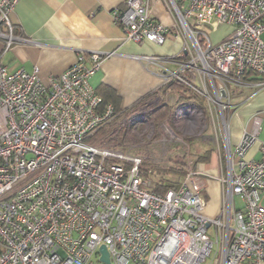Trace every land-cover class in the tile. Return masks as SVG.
<instances>
[{
	"label": "built area",
	"instance_id": "2783aa9c",
	"mask_svg": "<svg viewBox=\"0 0 264 264\" xmlns=\"http://www.w3.org/2000/svg\"><path fill=\"white\" fill-rule=\"evenodd\" d=\"M18 1L0 0V58L28 41L10 17ZM162 1L186 58L140 57L165 83L180 81L217 105L226 161L219 213L204 212L202 169L159 193L141 172L147 156L90 141L117 116L89 81L115 52H79L48 84L37 66L9 72L0 60V264H106L102 244L112 264H264L263 119L255 114L232 145L224 117L231 85L264 88V78H242L247 69L264 76V0ZM124 2L112 12L126 37L162 43L171 26L154 17L152 0ZM222 24L231 29L215 42ZM256 141L260 156L248 158Z\"/></svg>",
	"mask_w": 264,
	"mask_h": 264
},
{
	"label": "crops",
	"instance_id": "0c3cea01",
	"mask_svg": "<svg viewBox=\"0 0 264 264\" xmlns=\"http://www.w3.org/2000/svg\"><path fill=\"white\" fill-rule=\"evenodd\" d=\"M124 1L19 0L10 17L15 25V34L28 41L15 42L2 53L0 60L9 72L19 68L33 71L37 66L41 81L48 84L50 76L59 75L72 65L79 52L113 51L115 53L102 62L89 81L99 92L104 91V86L113 89L124 109L153 96L164 98L161 103L169 107L176 101L190 102L182 87H165L167 83L158 72L160 68L148 65L140 57L152 53L174 57L182 52L184 37L175 34L173 18L164 1L152 0L151 3L154 17L171 26L162 44L149 40L138 42L126 37L112 12L116 6L125 7ZM163 65L177 67L170 60H165ZM255 114H259L264 121V88L254 90L232 108L228 121L232 145L239 141L245 128L252 126ZM220 127L222 130L221 124ZM250 156L259 157L260 151L252 149ZM204 190L208 195L204 212L214 216L221 207L222 186L218 180L212 179Z\"/></svg>",
	"mask_w": 264,
	"mask_h": 264
},
{
	"label": "rangeland",
	"instance_id": "374dc122",
	"mask_svg": "<svg viewBox=\"0 0 264 264\" xmlns=\"http://www.w3.org/2000/svg\"><path fill=\"white\" fill-rule=\"evenodd\" d=\"M230 29L228 25H219L218 29L212 33L213 41H220L222 37L229 33ZM166 39L167 37L162 43H164ZM254 90V87H244L243 94L236 91L231 94L230 99L226 97L227 105L224 117L227 124L232 108L237 106L241 99L246 97V95L252 94ZM182 92L186 94L189 93L186 90H182ZM163 100L164 98H155L153 96L147 101H143L148 103L146 106L139 104L135 107L136 112H127L128 114L125 113L124 115L121 114L99 130L102 131L103 129H108L110 126L115 124H117V126L118 124L124 126L125 123H128L130 124L128 137L131 140L125 141L122 145L103 144L98 141L96 143L128 150L133 154H145L150 158L148 159L151 160L152 163L159 162L162 165L166 163L168 164L167 159L169 157L183 153L186 156L185 165L188 170H199L197 168H193V165L197 164L199 166L200 164L201 169L206 172L205 176H203L205 185L212 179L219 181L222 174L224 176L226 174V161L224 159V147L221 139V123L219 124V117L215 112L217 105L214 103H208L204 97L199 96L197 100L200 104H204L203 107L198 104L192 105L190 102L179 103V101H176L170 105L168 110L169 115L167 117L163 118L158 114L151 117L148 114L149 108L154 109L156 107H161V101ZM172 111L174 114L173 122L169 118ZM212 114H214L215 117L214 122L211 119ZM259 138H264V121L263 129ZM209 148H212L213 150L211 159L204 164L200 160L197 162L198 153H203ZM252 149L259 151V141L253 143L250 147L246 155L248 158L252 157L250 156V151ZM169 177L174 180L178 179L175 175L169 174ZM203 196L207 200V191H203ZM236 201L238 205H241V201L238 197L236 198ZM209 262L210 258H208L206 263Z\"/></svg>",
	"mask_w": 264,
	"mask_h": 264
},
{
	"label": "trees",
	"instance_id": "16d2710c",
	"mask_svg": "<svg viewBox=\"0 0 264 264\" xmlns=\"http://www.w3.org/2000/svg\"><path fill=\"white\" fill-rule=\"evenodd\" d=\"M179 57L181 58H186V54L185 53H181V55H179ZM242 78L244 80H260L263 79L264 76L260 75L258 72H255L253 70H245L244 74L242 75ZM182 87L183 90H187L189 91L188 95L186 96L188 98V100H190L191 103L193 104H198L201 105L203 107V103L200 104V102L197 100L199 96H201L199 93L195 92L193 89H191L190 87L186 86L184 83L177 81V80H171L169 82H167V85L165 87ZM231 90L233 93L240 92L243 93V88L244 87H240V86H235V85H231ZM99 92V91H98ZM103 98V102H113L115 109L117 111V116H120L121 114L124 115L125 113L128 114L127 112H136V106H138L139 104L146 106L148 103H145L143 101H145V98L138 102L137 105H134L130 108H126L124 109L121 105H120V100L117 96V94L115 93V91L113 89H111L108 86H104V91L99 92ZM149 106V105H148ZM168 110H169V106L167 104H162L161 107H156L154 109L149 108L148 114L152 117V116H156V114H158L159 116L167 117L168 114ZM117 116L114 118L116 119ZM174 114L173 111L170 113L169 118L172 120V122L174 121L173 119ZM112 122V121H111ZM105 126V125H104ZM103 126V127H104ZM102 128V127H101ZM100 128V129H101ZM99 129V130H100ZM98 130V131H99ZM129 130H130V124L125 123L124 126L121 124H115L113 126H110L108 129H103L102 131H97L94 135L93 138H91L90 141H92L93 143H96L97 141L103 144H124L125 141L127 140H131L128 137L129 134ZM97 144V143H96ZM100 144V145H103ZM212 148H209L207 150H205L203 153H198L199 155L197 156L198 160L197 162L200 160L201 162H203V164L207 161H209V159H211V154H212ZM135 154V153H134ZM139 155L142 156H146L145 154H141L139 153ZM213 157V156H212ZM147 158H144L142 164H141V172L143 174L144 177H146L149 180V187L150 189L159 192V193H165L168 189H174L177 188L180 184V182L183 180V178L186 176L187 172L189 171L186 168V156L185 154H176L174 156H171L167 159L168 164H160L159 162H151V160ZM202 164V163H201ZM193 168H197V169H201V166L199 164V166L197 164L193 165ZM170 175H175L176 177H178L177 180H174L173 178L169 177Z\"/></svg>",
	"mask_w": 264,
	"mask_h": 264
},
{
	"label": "water",
	"instance_id": "95a60500",
	"mask_svg": "<svg viewBox=\"0 0 264 264\" xmlns=\"http://www.w3.org/2000/svg\"><path fill=\"white\" fill-rule=\"evenodd\" d=\"M100 251L102 252L101 259L106 262V264H112L110 260V255L108 249L105 244H102L100 247Z\"/></svg>",
	"mask_w": 264,
	"mask_h": 264
}]
</instances>
